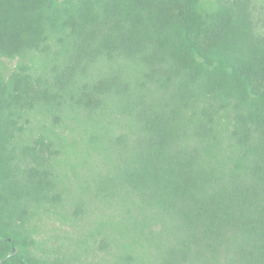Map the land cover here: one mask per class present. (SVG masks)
<instances>
[{"label": "trees", "instance_id": "trees-1", "mask_svg": "<svg viewBox=\"0 0 264 264\" xmlns=\"http://www.w3.org/2000/svg\"><path fill=\"white\" fill-rule=\"evenodd\" d=\"M0 264H264V0H0Z\"/></svg>", "mask_w": 264, "mask_h": 264}, {"label": "water", "instance_id": "water-1", "mask_svg": "<svg viewBox=\"0 0 264 264\" xmlns=\"http://www.w3.org/2000/svg\"><path fill=\"white\" fill-rule=\"evenodd\" d=\"M13 254V251L9 253L8 257H10Z\"/></svg>", "mask_w": 264, "mask_h": 264}, {"label": "rangeland", "instance_id": "rangeland-1", "mask_svg": "<svg viewBox=\"0 0 264 264\" xmlns=\"http://www.w3.org/2000/svg\"><path fill=\"white\" fill-rule=\"evenodd\" d=\"M69 234H72L71 230H67ZM75 232V231H74Z\"/></svg>", "mask_w": 264, "mask_h": 264}]
</instances>
